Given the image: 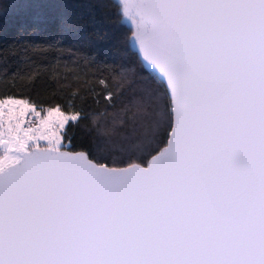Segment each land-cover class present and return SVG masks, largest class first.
Here are the masks:
<instances>
[{
    "label": "snow or ice",
    "instance_id": "6c2138e0",
    "mask_svg": "<svg viewBox=\"0 0 264 264\" xmlns=\"http://www.w3.org/2000/svg\"><path fill=\"white\" fill-rule=\"evenodd\" d=\"M0 59V264H264V0H0Z\"/></svg>",
    "mask_w": 264,
    "mask_h": 264
},
{
    "label": "trees",
    "instance_id": "16d2710c",
    "mask_svg": "<svg viewBox=\"0 0 264 264\" xmlns=\"http://www.w3.org/2000/svg\"><path fill=\"white\" fill-rule=\"evenodd\" d=\"M0 63H2V59H0ZM16 63L15 60H9V66H13ZM17 83L18 84H23L24 81L19 80L17 78ZM13 86V77L12 74L9 73L7 75V77L5 76L4 72L2 70H0V88H4V87H12Z\"/></svg>",
    "mask_w": 264,
    "mask_h": 264
}]
</instances>
